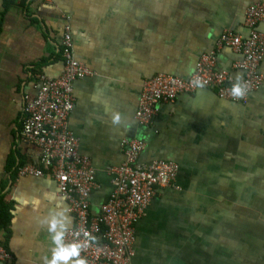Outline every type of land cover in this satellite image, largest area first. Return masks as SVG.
Masks as SVG:
<instances>
[{
  "label": "crops",
  "instance_id": "obj_1",
  "mask_svg": "<svg viewBox=\"0 0 264 264\" xmlns=\"http://www.w3.org/2000/svg\"><path fill=\"white\" fill-rule=\"evenodd\" d=\"M260 2L0 0V200L11 211L6 227L0 220V245L12 256L0 264H48L75 224L53 179L14 172L17 154L21 167L40 164L39 150L18 131L19 113L26 118L39 75H63L67 26L76 59L94 72L76 83L70 116L79 152L91 160L99 185L90 196L91 213L100 214L114 191L110 169L125 161L124 140L145 142L141 165L168 160L181 168V189H165L140 220L132 264H264V229L254 231L264 228V82L245 103L204 89L160 103L150 125L135 117L147 79L190 78L225 30L248 36L245 12ZM218 54L219 70L244 81L236 69L244 57L230 47ZM260 72L264 76V58ZM238 215L251 223L249 239L230 226Z\"/></svg>",
  "mask_w": 264,
  "mask_h": 264
},
{
  "label": "built area",
  "instance_id": "obj_2",
  "mask_svg": "<svg viewBox=\"0 0 264 264\" xmlns=\"http://www.w3.org/2000/svg\"><path fill=\"white\" fill-rule=\"evenodd\" d=\"M244 21L248 36L225 30L215 48L198 60L190 78L158 74L147 79L135 115L138 123L150 125L157 106L173 103L181 94L212 89L222 100L245 103L258 92L264 82L260 72L264 58V31L260 30L264 27V2L249 6ZM225 47L244 57L236 66L245 73L243 82L247 84V94L243 99L231 95L236 81L218 68V53ZM61 54L65 62L63 75L55 79L38 76L39 91L28 104L23 121V139L39 150L40 164L19 168L18 175L47 177L57 183L75 222L64 232L61 242L64 248L79 246L80 255L73 259H85L87 264H131L140 220L165 189H181L177 183L181 168L168 160L141 165L145 142L136 138L124 140L125 161L110 169L115 191L102 205L100 214H92L90 196L99 185L91 160L79 152V141L70 129V116L75 110L76 83L92 77L94 72L76 59L70 26L65 28ZM243 82L241 86L245 87ZM10 260L11 254L0 245V261Z\"/></svg>",
  "mask_w": 264,
  "mask_h": 264
},
{
  "label": "clouds",
  "instance_id": "obj_3",
  "mask_svg": "<svg viewBox=\"0 0 264 264\" xmlns=\"http://www.w3.org/2000/svg\"><path fill=\"white\" fill-rule=\"evenodd\" d=\"M236 82L233 84L231 88V95L236 98V99H243L245 95L247 94V84L243 82L242 76L239 74L235 77ZM243 82L245 87L241 86V83ZM198 86L203 87L202 84H199ZM119 122V114L115 113L113 115V123L116 124ZM55 223L52 225V230H55ZM61 238L60 234H57L55 237V240L59 242ZM80 255V250L79 246H72L71 248H64V247H59L53 252V257L50 261H48V264H60L61 261L66 262L71 259L72 257H79ZM76 264H87V261L85 259H78L76 261Z\"/></svg>",
  "mask_w": 264,
  "mask_h": 264
},
{
  "label": "rangeland",
  "instance_id": "obj_4",
  "mask_svg": "<svg viewBox=\"0 0 264 264\" xmlns=\"http://www.w3.org/2000/svg\"><path fill=\"white\" fill-rule=\"evenodd\" d=\"M92 163V162H91ZM124 163V162H123ZM122 165V164H121ZM92 167H93V165H92ZM114 185V184H113ZM114 191H115V188H114ZM113 191V192H114ZM113 194V193H112ZM259 205H261V201H259ZM150 206V205H149ZM147 210V209H146ZM146 214V213H145ZM145 216V215H144ZM229 219H233L232 217H230ZM235 231H237V234H238V236L239 237H242L243 235H247V239H249V230H250V227H251V223H250V221L249 220H243V216H241V215H238L237 216V225H230ZM262 229H264V228H262V225H259V226H256L255 225V227H254V231H258V230H262ZM263 231V233H264V230H262ZM247 233V234H246ZM249 241V240H248ZM244 246V245H243ZM245 248H247L248 249V251L250 252V248L249 247H245ZM135 250H136V248H135ZM249 252H247V253H243V255H242V257H243V261H244V259L246 258H249V256H250V253ZM134 255H135V253H134ZM236 256H238V255H236ZM134 257V256H133ZM132 257V258H133ZM131 264H132V260H131Z\"/></svg>",
  "mask_w": 264,
  "mask_h": 264
},
{
  "label": "trees",
  "instance_id": "obj_5",
  "mask_svg": "<svg viewBox=\"0 0 264 264\" xmlns=\"http://www.w3.org/2000/svg\"><path fill=\"white\" fill-rule=\"evenodd\" d=\"M42 65H43V62L40 63V66H42ZM33 73H35V71ZM22 119H23V117H22ZM23 120H21V122L19 123V129H18L19 133L22 131ZM21 157L22 156L20 154H17L18 165L16 166L14 172H17L18 168H20L21 166H24V164H22V158ZM10 166L14 167L15 163H13V164L11 163ZM10 217H11L10 207L7 204H4L3 202H1V200H0V220L4 221L5 227L10 222Z\"/></svg>",
  "mask_w": 264,
  "mask_h": 264
},
{
  "label": "flooded vegetation",
  "instance_id": "obj_6",
  "mask_svg": "<svg viewBox=\"0 0 264 264\" xmlns=\"http://www.w3.org/2000/svg\"><path fill=\"white\" fill-rule=\"evenodd\" d=\"M21 108L23 109V107H21ZM19 115H20V118H19V122H18V123H20V119H21V117H22V115H23L22 111H20ZM19 115H18V116H19ZM17 127H18V124H17Z\"/></svg>",
  "mask_w": 264,
  "mask_h": 264
}]
</instances>
